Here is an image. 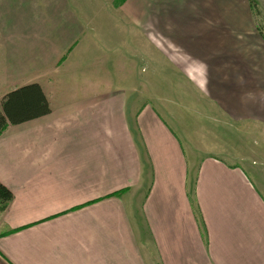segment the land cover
<instances>
[{"label": "crops", "instance_id": "crops-1", "mask_svg": "<svg viewBox=\"0 0 264 264\" xmlns=\"http://www.w3.org/2000/svg\"><path fill=\"white\" fill-rule=\"evenodd\" d=\"M160 1L143 22L173 25L165 42L154 37L168 62L156 82L99 42L85 7L0 0V101L37 84L50 108L0 135V184L12 195L0 213V264H264L259 194L238 165L202 149L187 161L168 124L179 127L182 99H157L174 77L224 119L264 125V32L247 0L240 19L235 7ZM243 22L254 32L234 36ZM140 84L157 97L143 100Z\"/></svg>", "mask_w": 264, "mask_h": 264}, {"label": "rangeland", "instance_id": "rangeland-1", "mask_svg": "<svg viewBox=\"0 0 264 264\" xmlns=\"http://www.w3.org/2000/svg\"><path fill=\"white\" fill-rule=\"evenodd\" d=\"M67 1L69 4L75 5L76 7L81 6L86 8V12L90 14V18H93V20L99 24L98 29L100 32L97 36H103L99 42H103L105 39L109 46L114 44L113 49L120 52L123 51L125 63L129 67V72L136 69L141 78L145 79V81L148 79V76L153 77L154 73L156 74V82L163 80V77L166 76L163 70L168 69V62L165 59L166 51L165 48H162L163 45L161 46V43L160 47H158V42L155 44L154 37H159V40L162 39V41L165 42V40L168 39L167 36L169 31L172 32L173 30V25H171L169 21V25L162 24V26L160 25L161 27L157 26L151 30L146 23H143L148 20V7L151 6L152 2H157V0H125L124 2L121 0ZM247 1L249 4V0ZM255 1L256 10L251 9L253 14L252 18L255 22L254 27H257L258 31L261 29V32H264V9L263 11L261 10V0ZM160 2L162 5L166 3L169 7H173L175 2L176 5L182 4L184 7L187 6V4L204 3L210 6L211 11L214 10L213 3H216L221 7L218 11L219 14H224L226 12L231 13L235 7V19L241 18L238 0H161ZM158 6H160L159 2L156 4V7ZM224 7L227 11L224 10ZM229 9L230 11H228ZM178 10V14L183 11V9ZM190 10L191 9L186 10L188 15ZM165 16L166 12H163L162 17ZM104 19L107 21L108 26L103 22ZM120 19L123 20V23L126 25H122L121 27L117 26L115 21ZM131 20L135 23L139 22L137 25L133 24L131 27ZM110 22L114 26V32L110 29L112 26ZM241 25L242 27L236 26L230 30L232 33L239 34L234 36L239 37L254 32L252 24L243 22ZM128 26L134 31L131 36H128L131 32L126 30ZM120 29H122L123 32L120 31ZM121 34H125V36ZM177 35L178 33L176 32L175 36ZM148 37H150V41L147 39ZM135 38H138V40ZM99 44L100 43H98V46ZM121 46L123 49H121ZM149 46L151 47V54L149 52ZM128 81L127 85H131L130 78ZM157 92L162 95L160 98L157 97V93L151 92L146 86L142 87V84H140V90L137 94L139 93V96L143 98V100L152 99L156 96L157 99L162 101L164 98L163 93H166V98H173L174 101L178 100V96L182 99L178 100L182 105L176 103L177 107L175 109L184 122H179V127L170 121H168V124L171 130L180 138L181 145L182 147L184 146L185 149L184 152L187 161L193 160L192 152L201 157L202 154H200L199 150L202 149L208 155L222 158L227 164L240 166L247 181L259 194L260 200L264 203V125L255 122H232L224 119L220 113L214 111L210 106L198 105V100L195 97L193 98V96L190 97L188 93L180 87L178 79H174V77L168 86H164L163 90ZM190 93L196 94L193 90H190ZM196 96L198 97L197 94ZM157 99H155V101ZM226 152L231 153L232 159L226 157V154H224ZM190 165H192V163ZM194 172L195 171L192 169L189 170V182L192 180ZM146 189L147 186L142 189L140 197L144 196Z\"/></svg>", "mask_w": 264, "mask_h": 264}, {"label": "trees", "instance_id": "trees-1", "mask_svg": "<svg viewBox=\"0 0 264 264\" xmlns=\"http://www.w3.org/2000/svg\"><path fill=\"white\" fill-rule=\"evenodd\" d=\"M255 2V0H249L253 10H256ZM49 113L47 100L37 84L17 88L6 94L0 101V135L11 126L41 118ZM11 199V193L0 184V213L7 208Z\"/></svg>", "mask_w": 264, "mask_h": 264}]
</instances>
